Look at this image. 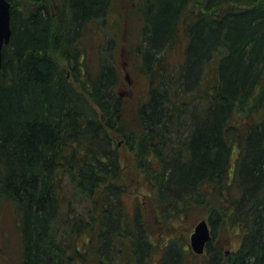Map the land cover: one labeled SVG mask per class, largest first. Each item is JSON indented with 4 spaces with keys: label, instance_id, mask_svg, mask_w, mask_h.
Segmentation results:
<instances>
[{
    "label": "trees",
    "instance_id": "obj_1",
    "mask_svg": "<svg viewBox=\"0 0 264 264\" xmlns=\"http://www.w3.org/2000/svg\"><path fill=\"white\" fill-rule=\"evenodd\" d=\"M8 1L0 209L11 225L0 228L9 232V262L0 264H168L174 243L154 257L141 205L130 214L124 205L118 138L163 222L208 213L209 264H264V0H142L148 12L131 47L150 87L134 111L113 52L102 49L97 72L85 64V32L114 0ZM181 42L184 62L171 66L167 54ZM174 157L185 163L171 166ZM73 194L85 216L71 218ZM65 225L69 248L59 240ZM224 228L242 239L229 255L213 246ZM178 249L171 258L183 262Z\"/></svg>",
    "mask_w": 264,
    "mask_h": 264
},
{
    "label": "rangeland",
    "instance_id": "obj_2",
    "mask_svg": "<svg viewBox=\"0 0 264 264\" xmlns=\"http://www.w3.org/2000/svg\"><path fill=\"white\" fill-rule=\"evenodd\" d=\"M145 3L142 4V0H114L113 8L110 16L103 22L99 24H92L89 26L88 31L85 32V39L83 40V47L85 49V64L88 70L92 72H97L99 65L103 62V57L101 56V51L104 49L106 55H110L112 52L114 58L112 61L117 65L120 72L122 73L123 83L119 89L121 97L124 99L126 104L125 109L135 110L137 106L142 102H147L149 96L150 83L148 78L142 73L140 67V58H138L136 51L131 47L135 38L138 36L137 26L142 22L143 13H147ZM111 42L112 48L107 46V43ZM180 46L169 51L168 62L171 66L179 67L180 64L184 62L185 54L183 50L186 47V42H181ZM169 65V66H170ZM127 111V112H128ZM123 140L118 138V146L121 148V156L124 165V179L128 188V194L124 198V205L128 213H133L141 205L142 218L144 220V225L146 227V235L150 243L154 246L153 255L158 256L164 250L166 245L174 243L172 255L179 254L178 248L180 246L186 249V260L177 262L172 260V255L168 259V264H209L212 254H214L215 249L209 251L207 255L197 256L193 253L190 248V235L194 231L196 224L200 222L201 219H208V213L201 210H191L188 212V216L184 219L177 218L172 223L163 222L161 216L159 215L157 205L152 202L150 196L151 187L148 182L144 181L141 170H138V163L134 159L133 153L130 152L125 145H123ZM170 165L174 166L176 164L185 163L182 157H174L170 160ZM176 162V163H174ZM71 208H73V214L71 218L75 216H85L88 212V205L82 201L79 197L72 195ZM0 228L1 226L10 227L11 219L8 216L10 210L5 208L0 209ZM210 223V221H209ZM211 225V224H210ZM60 234V242L64 244L66 248H69L72 244L71 236L73 231L68 225L62 227ZM0 232L5 234L0 236V263L9 262L8 254L6 252V247L3 244V239L6 235L5 232ZM218 239L214 241L213 246L222 249L223 254L229 255L227 252L233 253L238 250L241 246L242 239L239 235L235 233V230H229L224 228L222 231L217 229L216 231ZM115 243H119L115 240ZM212 246V247H213ZM167 248V247H166ZM190 250V251H189ZM190 253H189V252ZM16 253V252H15ZM123 256V252H121ZM183 254V251L181 252ZM178 256V255H176ZM118 257V256H117ZM142 257V256H139ZM179 257V256H178ZM155 260V258L153 259ZM167 260V259H166ZM12 264L16 261L11 260ZM87 264H91L87 262ZM121 264H131L128 262L126 257H123Z\"/></svg>",
    "mask_w": 264,
    "mask_h": 264
},
{
    "label": "water",
    "instance_id": "obj_3",
    "mask_svg": "<svg viewBox=\"0 0 264 264\" xmlns=\"http://www.w3.org/2000/svg\"><path fill=\"white\" fill-rule=\"evenodd\" d=\"M11 7L8 0H0V69L3 66L4 47L12 40L13 29L11 27ZM212 230L207 220H201L195 227L191 237V248L197 255L205 252L206 246L212 241Z\"/></svg>",
    "mask_w": 264,
    "mask_h": 264
},
{
    "label": "flooded vegetation",
    "instance_id": "obj_4",
    "mask_svg": "<svg viewBox=\"0 0 264 264\" xmlns=\"http://www.w3.org/2000/svg\"><path fill=\"white\" fill-rule=\"evenodd\" d=\"M169 245H166L165 247H164V250L166 249V247H168ZM209 246V245H208ZM208 246H207V250H206V252L202 255V256H204V255H207L208 253H209V248H208ZM228 254H230V252H227ZM216 260V259H215ZM213 261V260H212Z\"/></svg>",
    "mask_w": 264,
    "mask_h": 264
}]
</instances>
